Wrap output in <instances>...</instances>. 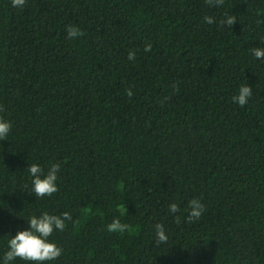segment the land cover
Returning <instances> with one entry per match:
<instances>
[{
	"label": "trees",
	"instance_id": "obj_1",
	"mask_svg": "<svg viewBox=\"0 0 264 264\" xmlns=\"http://www.w3.org/2000/svg\"><path fill=\"white\" fill-rule=\"evenodd\" d=\"M258 47L264 0H0V260L31 216L68 212L48 264H264ZM31 163L60 164L57 192H31Z\"/></svg>",
	"mask_w": 264,
	"mask_h": 264
},
{
	"label": "clouds",
	"instance_id": "obj_2",
	"mask_svg": "<svg viewBox=\"0 0 264 264\" xmlns=\"http://www.w3.org/2000/svg\"><path fill=\"white\" fill-rule=\"evenodd\" d=\"M210 3L213 0H209ZM223 0H215L216 4H221ZM26 4V0H12V6L16 8H23ZM205 22L212 24L215 22L212 17H205ZM222 26L232 25L234 18L231 16H225L220 21ZM67 35L70 39H76L84 35V33L74 26L67 28ZM151 45L146 46L145 51H150ZM254 57L258 60L264 59V48H255L252 50ZM129 60L134 59V53L129 54ZM253 94L252 88L249 85H241L238 89V93L233 96V103L238 104L240 107H244ZM132 95L131 92L128 93ZM12 125L11 122L0 118V140H6ZM60 164L53 163L48 168L47 172L38 163H31L27 168V172L30 176L31 192L37 197L42 198L45 196H51L58 190L57 180L60 172ZM190 211L189 220L199 219L203 212L204 206L199 199H192L188 205ZM171 213L175 214L180 209L176 203H172L169 206ZM71 220V216L68 212H64L62 215H52L44 212L40 215H33L27 219L28 227L23 230H18L15 235H11L7 240V251L4 254L3 260H0V264H14L19 258L25 261V264H48L50 261L57 260L63 253V249L58 244L51 240L54 232H62L65 229V222ZM109 230L116 232H123L127 225L121 224L117 219L114 220L109 226ZM158 241L165 242L167 239L166 233L161 225L156 226Z\"/></svg>",
	"mask_w": 264,
	"mask_h": 264
}]
</instances>
